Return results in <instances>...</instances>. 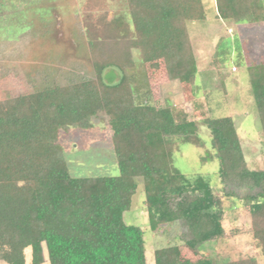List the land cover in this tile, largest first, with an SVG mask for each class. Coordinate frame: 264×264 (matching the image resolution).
I'll list each match as a JSON object with an SVG mask.
<instances>
[{"label": "trees", "instance_id": "1", "mask_svg": "<svg viewBox=\"0 0 264 264\" xmlns=\"http://www.w3.org/2000/svg\"><path fill=\"white\" fill-rule=\"evenodd\" d=\"M214 2L216 20L264 23L263 0ZM124 3L125 14L86 32L90 75L0 100V264H25V249L31 264H42L44 253L48 264H145L143 231L122 217L139 185L150 231L179 221L189 236L184 245L197 252L200 245L226 236L221 200L210 182L173 166L170 141L198 146L197 126L182 109L152 104L145 70V65L155 69L161 62L170 81L195 85L197 66L187 24L208 20L203 2ZM220 40L208 70H215L222 86ZM246 61L264 152V60ZM111 68L119 77L113 81L110 71L113 80L106 82L104 70ZM100 115L111 130L118 175L72 177L58 135L91 129ZM203 124L221 184L257 190L245 200L250 233L264 257V168L246 167L230 116H209ZM153 262L258 264L255 257L182 259L177 246L156 249Z\"/></svg>", "mask_w": 264, "mask_h": 264}, {"label": "rangeland", "instance_id": "2", "mask_svg": "<svg viewBox=\"0 0 264 264\" xmlns=\"http://www.w3.org/2000/svg\"><path fill=\"white\" fill-rule=\"evenodd\" d=\"M202 2L208 20L187 24L197 66L195 85L170 81L161 62L155 69L145 65V70L152 104L182 109L197 126L198 146L182 144L176 139L170 141L173 166L185 176L202 175L210 182L213 194L221 200L226 236L200 245L197 252L184 245L183 241L189 236L179 221L150 231L141 185L132 198L130 209L122 217L126 225L137 226L143 231L145 264H154V251L168 246H177L182 259L195 261L206 256L220 261L255 257L258 264H264L259 244L250 233L249 203L245 200L257 190L221 184L217 175L218 162L212 158L210 133L203 124L209 116H230L246 167L250 170L264 168L260 125L249 94L245 66V60H264V23L236 24L216 20L214 0ZM126 10L124 0L0 1V100L90 75L87 30L97 31L105 21L125 14ZM219 40L221 66L218 72L224 77L222 86L215 70H208ZM133 57L137 60V53L134 52ZM110 71L115 73L114 80ZM104 73H108L103 76L106 82L119 77L113 68ZM58 143L72 177L118 175L111 130L103 115L93 119L91 129L61 131ZM24 258L25 264H31L29 249L24 250ZM42 264H48L45 253Z\"/></svg>", "mask_w": 264, "mask_h": 264}]
</instances>
